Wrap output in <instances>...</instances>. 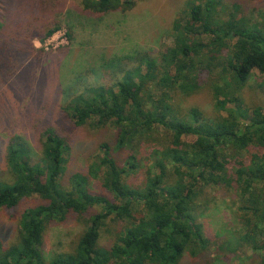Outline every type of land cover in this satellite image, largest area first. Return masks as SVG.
Segmentation results:
<instances>
[{"label":"trees","instance_id":"1","mask_svg":"<svg viewBox=\"0 0 264 264\" xmlns=\"http://www.w3.org/2000/svg\"><path fill=\"white\" fill-rule=\"evenodd\" d=\"M30 1L0 0V87L39 61L43 50L33 40L54 33L58 25L51 18L67 12L66 0H32L26 6ZM72 1L73 15L101 18L125 13L138 0ZM186 9V20L179 17L170 32L173 46L160 58L149 51L112 55L95 67L99 82L81 80L60 90L59 121L111 133L86 172L64 180L70 139L50 122L38 154L25 136L3 137L0 131V144L6 141L0 154V209L21 214L15 241L4 247L0 240V264H230L237 251L230 239L238 243L239 238L243 244L249 238L247 245L264 264V104L247 109L242 97L250 79L264 80V29L245 17L225 21L229 6L221 0H189ZM223 46L229 50L213 81L222 99H215L213 111L179 110L174 90H189L202 74V56ZM170 69L175 88L162 76ZM86 71L96 73L94 67ZM143 167L147 178L139 186L130 177ZM209 187L231 193L237 224L245 231L239 238L220 235L222 250L216 253L197 220ZM70 218L85 225L82 233L69 251H51L47 260V225ZM112 222L122 224L114 233Z\"/></svg>","mask_w":264,"mask_h":264},{"label":"rangeland","instance_id":"2","mask_svg":"<svg viewBox=\"0 0 264 264\" xmlns=\"http://www.w3.org/2000/svg\"><path fill=\"white\" fill-rule=\"evenodd\" d=\"M188 1L138 0L132 9L125 13L115 11L100 18V15L90 13L84 15L83 12L73 15L71 12V6H74L73 1L66 0V14L64 11L60 17L51 18L52 22L58 25L56 31L42 40L37 38L33 40L34 46L43 50L39 61L21 69L11 80L12 83L5 82L0 87L1 136L19 133L25 136L33 148V153L38 154L41 138L45 136L44 130L47 128L45 124L50 122L48 124L53 129L70 139L64 180L74 172H86L99 143L110 139L111 133L107 129L95 131L87 125L77 127L70 122L59 121L60 90L65 91L77 82H99V67L98 69L95 67L99 65V62L101 65L102 59L110 58L112 55H133L136 51H149L160 58L161 53L168 48L170 50L173 46L170 32L178 25L179 17H182L183 21L186 20ZM221 1L229 6L223 14L225 21L245 17L246 22L264 29V0ZM32 2L31 0L30 5L26 6H32ZM19 5L23 4L19 3ZM3 7V3L0 2L1 11ZM227 28L230 30V26ZM68 32L71 34V39L66 38ZM234 41L233 38L232 43ZM228 48L223 46L219 50L212 49L209 54L203 55V60L199 59L201 61L199 71L202 74L199 75L196 83L189 90L180 87L179 90H174L175 98H173L179 110L196 106L205 111H213L215 99H222L218 91H213V81L218 75V67L221 66L222 58L226 57ZM93 67L96 73L86 71ZM143 67L142 70L145 71ZM166 72L167 75L164 73L162 75L166 79L165 85L169 86L168 88H175L174 84L172 85L174 71L170 69L169 73ZM254 73L256 79L260 77L256 71ZM242 90L244 105L247 109L264 104V80L257 84L250 79L248 86ZM157 94L159 95L160 91ZM59 123L65 126V129H61L63 127L60 128ZM182 139L191 140V137ZM5 142L1 141L0 154L3 147L5 148ZM115 157L119 158V155ZM1 163L2 160H0V166ZM0 177L3 176L0 175ZM5 178L8 176L5 175ZM146 178V168L143 167L132 173L130 180L134 184L143 186ZM91 187L97 191L98 181L94 180ZM212 190V187H209L201 195L202 202L198 205L197 220L205 228L204 235L213 240L210 247L212 252L216 253L222 250L220 244L223 241L220 240V235H227L224 239L233 238L235 235L239 238L242 235L241 232L245 231H242L241 226L237 224L239 216L236 214L234 205L232 206L231 193L228 191L215 193ZM20 215L19 210L0 209V240L4 247L11 241H15ZM110 224L111 233L122 225L118 222ZM84 227L83 223L72 218L47 225L43 240V253L47 260L51 251H69ZM110 232L106 233L104 238L106 242H109L107 240L109 238L111 241ZM261 239L264 242V236ZM230 240V247H235L237 250L234 255H230V264H259L257 254L252 253L250 246L247 245L249 238L243 241L246 244L241 243L240 238L238 243L235 239ZM214 249L216 251H213Z\"/></svg>","mask_w":264,"mask_h":264}]
</instances>
